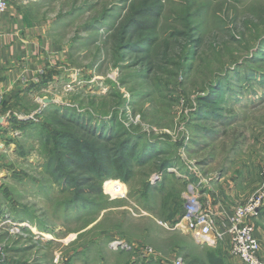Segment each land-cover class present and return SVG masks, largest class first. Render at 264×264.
I'll list each match as a JSON object with an SVG mask.
<instances>
[{
	"label": "rangeland",
	"instance_id": "rangeland-1",
	"mask_svg": "<svg viewBox=\"0 0 264 264\" xmlns=\"http://www.w3.org/2000/svg\"><path fill=\"white\" fill-rule=\"evenodd\" d=\"M7 2L56 57L7 112L0 264H242L174 223L186 194L221 222L260 184L264 0Z\"/></svg>",
	"mask_w": 264,
	"mask_h": 264
},
{
	"label": "crops",
	"instance_id": "crops-1",
	"mask_svg": "<svg viewBox=\"0 0 264 264\" xmlns=\"http://www.w3.org/2000/svg\"><path fill=\"white\" fill-rule=\"evenodd\" d=\"M55 53L51 50L44 31L8 3L6 10L0 15V153L3 148L13 150L10 136L12 129L7 120V112L11 109L23 112L19 99L26 97L29 85L39 81L52 66ZM227 218L228 215L221 222H226ZM260 230V226L255 228L257 238ZM189 232L196 241L193 232ZM207 246L211 245L197 242L196 259L201 258L198 252H205L208 248L215 249V245L208 248ZM200 262L210 264L205 256Z\"/></svg>",
	"mask_w": 264,
	"mask_h": 264
},
{
	"label": "built area",
	"instance_id": "built-area-1",
	"mask_svg": "<svg viewBox=\"0 0 264 264\" xmlns=\"http://www.w3.org/2000/svg\"><path fill=\"white\" fill-rule=\"evenodd\" d=\"M7 6V0H0V15ZM260 178L258 188L232 210L226 222H218L213 209L200 208L194 197L186 194L184 213L180 221L174 223V228L180 227L184 222V227L193 232L197 242L214 246L222 241L227 245L228 254L239 258L242 264H264L255 227L251 223L264 203V164ZM173 264H184L183 259L175 258Z\"/></svg>",
	"mask_w": 264,
	"mask_h": 264
},
{
	"label": "bare ground",
	"instance_id": "bare-ground-1",
	"mask_svg": "<svg viewBox=\"0 0 264 264\" xmlns=\"http://www.w3.org/2000/svg\"><path fill=\"white\" fill-rule=\"evenodd\" d=\"M108 189H110L113 192L121 191L122 187L119 186L116 182H110L107 184Z\"/></svg>",
	"mask_w": 264,
	"mask_h": 264
},
{
	"label": "trees",
	"instance_id": "trees-1",
	"mask_svg": "<svg viewBox=\"0 0 264 264\" xmlns=\"http://www.w3.org/2000/svg\"><path fill=\"white\" fill-rule=\"evenodd\" d=\"M263 206V205H262ZM262 208V207H261ZM260 211H261V209H260ZM260 211H259V213H260ZM258 215V214H257Z\"/></svg>",
	"mask_w": 264,
	"mask_h": 264
}]
</instances>
